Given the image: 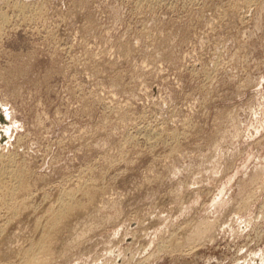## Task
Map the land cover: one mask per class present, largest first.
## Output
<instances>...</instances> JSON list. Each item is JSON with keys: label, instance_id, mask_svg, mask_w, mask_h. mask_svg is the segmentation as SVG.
<instances>
[{"label": "rangeland", "instance_id": "374dc122", "mask_svg": "<svg viewBox=\"0 0 264 264\" xmlns=\"http://www.w3.org/2000/svg\"><path fill=\"white\" fill-rule=\"evenodd\" d=\"M0 104V264H264V0H0Z\"/></svg>", "mask_w": 264, "mask_h": 264}, {"label": "bare ground", "instance_id": "6f19581e", "mask_svg": "<svg viewBox=\"0 0 264 264\" xmlns=\"http://www.w3.org/2000/svg\"><path fill=\"white\" fill-rule=\"evenodd\" d=\"M26 4V3H25ZM29 3H27V5H28ZM21 5H22V3H21ZM25 7V6H24ZM26 9V8H25ZM24 9V10H25ZM23 10V9H22ZM1 105V104H0ZM0 110H1V108H0ZM0 118H3V116H2V114H1V112H0ZM5 118L7 119V116H5ZM6 122V121H5ZM7 123V122H6ZM0 137H3V133L2 132H0ZM4 155V154H3ZM7 155V154H6ZM2 156V155H1ZM13 159V158H12ZM6 161H8V160H6ZM1 162L2 161H0V190H2V189H7L8 191L9 190H11V189H24V187H25V183L26 182H24V179H23V177H22V175L20 174H18V175H16L15 176V174L13 175V177L15 176V179H13V181L15 180L16 181V188L14 187V186H11L12 185V183H9V180L7 179V177L8 178H11V174H10V172L12 173V171L14 170L12 167H11V171L9 170V163H7L8 165H6L5 163L3 164V162H2V164L3 165H1ZM19 169V168H18ZM21 169V168H20ZM23 169V168H22ZM24 170V169H23ZM14 172V171H13ZM23 172V171H22ZM10 174V175H9ZM13 174V173H12ZM9 175V176H8ZM7 180H6V179ZM26 179V178H25ZM11 181V180H10ZM12 181V182H13ZM14 181V182H15ZM27 181V180H26ZM14 185V184H13ZM8 188H10V189H8ZM75 188V187H74ZM59 189V188H58ZM65 189V188H64ZM67 190V189H66ZM71 190V189H70ZM68 191V192H66L65 194H64V192H63V194H64V196H65V198H64V200H63V202L61 203V202H59V203H61V205L59 206V209H56L52 214L50 213V215L49 216H47L48 217V219H47V224H46V226H45V228L43 227V229H44V235H42V240L39 242V245L37 246V250H35L34 251V249L33 248H30V249H28L27 251H26V253H24V255H25V257H24V263L23 262H21V263H23V264H44L43 262H42V260H41V258H40V256H42V254L41 253H45L46 255L47 254H50L51 255V249H50V245H51V242L53 241L52 239H53V235L55 234V232H57V230H58V228L59 227H61L62 225H64L65 224V222L69 219V216L74 212V210H80V208H81V206H79L77 203L79 202H76V200L78 199L77 198V194H79L78 193V191L77 190H75L74 189V191ZM83 190V189H82ZM86 192H88V190L90 191V188L88 189V188H86ZM8 191H5V192H8ZM17 191V190H16ZM16 191H14V193L16 192ZM85 190H83V192H84ZM91 191H92V189H91ZM2 192V191H1ZM80 192V191H79ZM83 192H82V195L83 196H87L88 195V193H85V195L83 194ZM12 193L13 192H11V193H9L11 196H13L12 195ZM43 193H44V191H43ZM42 193V194H43ZM93 193V192H92ZM60 195V194H59ZM80 195V194H79ZM94 195V194H93ZM7 196V195H6ZM89 196H90V194H89ZM39 197V196H38ZM10 198L11 197H9V198H7V197H2V196H0V208L2 207V206H4V205H9V202L11 201L10 200ZM62 199H63V197H62ZM91 199V198H90ZM16 200V199H15ZM24 200V199H23ZM22 200V201H23ZM33 201V200H32ZM40 201V200H39ZM35 202V201H34ZM26 203V202H25ZM32 203V202H31ZM30 203V204H31ZM45 203V202H44ZM20 204V203H19ZM78 205V206H77ZM82 205V204H81ZM42 207V206H41ZM3 208V207H2ZM25 208V207H24ZM20 209V208H19ZM26 209V208H25ZM1 210V209H0ZM13 210V209H12ZM37 210V209H36ZM6 212V211H5ZM52 212V211H51ZM15 213V212H14ZM21 213V212H20ZM18 215V214H17ZM26 215V214H25ZM73 215V214H72ZM71 215V216H72ZM70 216V217H71ZM1 217V216H0ZM5 218V217H4ZM14 218V217H13ZM17 218V217H16ZM1 220V219H0ZM46 221V220H45ZM71 221V220H70ZM9 222V221H8ZM37 222V221H36ZM70 223V222H69ZM39 224V223H38ZM40 225V224H39ZM70 225V224H69ZM44 226V225H43ZM65 226V225H64ZM67 226H68V224H67ZM2 228H0V235L1 234H3V231H5V229L6 228H4L3 226H1ZM8 227V226H7ZM15 227V226H14ZM68 228V227H67ZM33 230H34V228H33ZM8 231V230H7ZM42 231V230H41ZM10 233V232H9ZM35 235V234H34ZM56 235V234H55ZM33 236V235H32ZM60 236V235H59ZM1 237V236H0ZM56 239V238H55ZM54 239V240H55ZM31 242V241H30ZM53 243V242H52ZM57 244V243H56ZM52 246V245H51ZM24 248V247H23ZM29 248V247H28ZM52 248V247H51ZM36 249V248H35ZM7 250V249H6ZM20 251V250H19ZM53 251H54V249H53ZM16 252V251H15ZM23 255V254H22ZM49 255V256H50ZM47 257H48V255H47ZM151 257V256H150ZM153 257V256H152ZM51 259V258H50ZM21 260V259H20ZM137 260H139V259H137ZM44 262H45V260H43ZM141 261V260H140ZM146 261V260H145ZM51 263V262H50ZM129 262H127V264H128ZM131 263V262H130ZM18 264V263H17ZM46 264V263H45Z\"/></svg>", "mask_w": 264, "mask_h": 264}]
</instances>
